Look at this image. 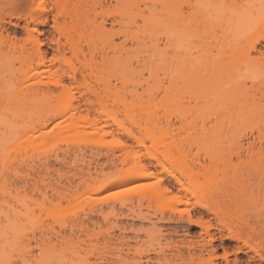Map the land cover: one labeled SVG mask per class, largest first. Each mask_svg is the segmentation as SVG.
<instances>
[{
  "label": "rangeland",
  "instance_id": "rangeland-1",
  "mask_svg": "<svg viewBox=\"0 0 264 264\" xmlns=\"http://www.w3.org/2000/svg\"><path fill=\"white\" fill-rule=\"evenodd\" d=\"M55 22L92 63L80 85ZM263 36L264 0H0V264H264V142L245 151L264 127V60L247 52ZM53 108L67 115L25 129ZM131 115L154 141L112 121L134 130ZM134 160L153 176L97 190ZM209 191L232 194L218 209L233 221H179Z\"/></svg>",
  "mask_w": 264,
  "mask_h": 264
},
{
  "label": "bare ground",
  "instance_id": "bare-ground-1",
  "mask_svg": "<svg viewBox=\"0 0 264 264\" xmlns=\"http://www.w3.org/2000/svg\"><path fill=\"white\" fill-rule=\"evenodd\" d=\"M52 1H55V3H57L58 0H52ZM36 24L38 26L39 25L44 26L46 24V17L43 15L36 16ZM54 28L66 40V44H60L59 42L57 44V46H58L57 47L58 62L61 66H64L65 68H67V70L69 72V75L67 74L68 75L67 77L69 79H72L73 81L79 83V85H80V82H82V81H81V76H80L81 74L79 73V68L90 70L92 67V63L87 62L84 59V54L80 50V48H78L77 46H75L72 43L71 37H72V34L75 32V30L67 29V28H65V26H63V23L60 24L57 22H55ZM26 32H27L28 40L31 39V42L33 43V45H35L34 50L31 53H29V56L27 57V59L28 60L34 59L37 61L38 65H43L45 57L43 56V52H41L40 44L37 43L36 38L32 37L33 36L32 32H34V30L33 29H31L30 31L26 30ZM3 38H5L4 44H5L6 48L8 50H14V48L18 44V40L15 39L14 36L10 37V35L8 36L7 34ZM260 42H264V36L260 37V39H258L256 41V44H259ZM255 45L251 46L249 48V50H247V52L257 53L258 54L257 59L264 60V51L257 50ZM67 53L70 55V57L67 56ZM79 57H82L84 62H81L79 60ZM49 112L50 113H49L47 118L42 119V120H38L35 123H31L25 129L28 131H31V132H34L36 130H42L50 122H53V121L60 119V118H64L67 115V110L59 111L57 108H53ZM132 115H133V113H132ZM133 117H135V115L132 116V118H130V120H131L130 123H132V126H133L135 131L132 129V127H130V128L126 127L121 121H118L115 117H112V121L115 123V125L118 128L122 129L123 132H125L129 137H131L133 139H137L135 134H140V132L143 131L144 133L146 132L149 139L154 141L155 132L158 131L156 129L157 126L156 125L151 126L152 124L149 120H147L146 122H142V123H140L139 120H138L139 122H136V120L134 121ZM84 120L86 123L88 122L91 125H96V123H97L93 118L90 119L87 116H85ZM129 125H131V124H129ZM166 125L169 126V123H167ZM159 131H162V130H159ZM255 142L258 144H262L264 142V127H263V130H261V129L257 130L256 138L253 140L252 143L247 144V148L245 151L246 152L251 151L255 145ZM174 149L177 151L182 150L183 145L175 146ZM241 149H242V147H241ZM170 156H171L170 151H166V154L163 156V158H161V160L165 161V160L169 159ZM156 160H157V163L159 165L163 166L161 161H158V159H156ZM123 164L126 165L125 160L123 161ZM198 167H200V166L198 165ZM145 172H147L146 167L144 165H142L139 161L134 160L131 163L130 167H128L127 169H123V170L119 171V174L124 175L123 178H121L118 181L111 182V183L107 184L106 186H102L101 188H98L97 190L102 191L105 189L118 188V187H122L123 185H126L127 183L135 181L137 179H147V178L153 176V174L148 173V172L145 173ZM190 174H191V170L185 169L181 172V174H179V177L171 176V178L175 181V183L178 186L182 187L183 184H182L181 180L184 181L185 179H187V177ZM161 190H162L161 192L157 193L158 196L168 195V196H170V198L172 200L176 201L178 204H185V205L189 204L188 199L185 200L187 198L186 194H188L191 198L196 199V193L194 191H189L188 189L184 190L185 191L184 195H182L180 193V191L176 192L175 194H172L168 188L166 189V187L161 189ZM231 199H232V194L230 195L229 192L221 191V192L217 193L214 191H209L206 194V199L204 198V199L197 200L195 202V204L193 205L192 210H194V212L196 213V216L192 217V216L188 215L185 220H179V221H188L191 225H194L198 228H201L207 232L208 226L205 223V221H209L206 218L208 215L216 216L219 219V221H233V219L228 215V211H226V213H220L219 209H218V204L221 200H222V202L227 201L228 204H230V203H232V202H230ZM159 221H174V220L170 219V218H168L167 220L164 218H161ZM229 234H230L231 239L241 240L243 238V236L232 235L231 232ZM161 251H159V252H161ZM160 254H158V255H160ZM119 258H120V256H119ZM148 261H150V260H148ZM144 263H146V262H144ZM146 264H149V263H146Z\"/></svg>",
  "mask_w": 264,
  "mask_h": 264
}]
</instances>
